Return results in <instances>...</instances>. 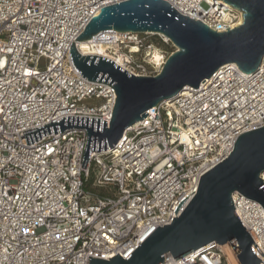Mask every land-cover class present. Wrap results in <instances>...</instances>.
Instances as JSON below:
<instances>
[{
  "label": "built area",
  "instance_id": "built-area-1",
  "mask_svg": "<svg viewBox=\"0 0 264 264\" xmlns=\"http://www.w3.org/2000/svg\"><path fill=\"white\" fill-rule=\"evenodd\" d=\"M124 1L0 0V264H87L88 257L109 261L117 254L125 260L180 215L200 176L230 154L238 136L264 126L262 58L253 73L223 65L197 89L184 87L148 109L113 148L91 152L85 169L83 128L26 145L24 131L64 117L100 119L109 127L115 92L78 74L70 47L99 10ZM162 1L216 33L243 20L242 11L222 0ZM86 42L120 51V68L134 77L157 76L174 52L165 54L159 44L172 43L152 33L110 30ZM153 48L163 57L160 65L147 56ZM240 198L232 195L234 213L264 263V209L244 199L249 220L242 219ZM163 264L241 263L230 243H209L175 261L167 254Z\"/></svg>",
  "mask_w": 264,
  "mask_h": 264
},
{
  "label": "water",
  "instance_id": "water-1",
  "mask_svg": "<svg viewBox=\"0 0 264 264\" xmlns=\"http://www.w3.org/2000/svg\"><path fill=\"white\" fill-rule=\"evenodd\" d=\"M243 12L240 26L223 33L211 31L200 21L178 14L162 0H127L105 6L74 40H91L101 32L162 34L176 50L155 77H134L113 62L82 56L70 47L73 68L88 81L110 86L116 95L109 127L94 118L64 117L23 132L26 145L48 134L70 128L86 130L81 168L91 152L113 148L123 132L146 117V111L172 99L184 87L197 89L221 66L235 63L253 73L264 58V0H222ZM264 126L238 136L230 154L200 176L197 191L171 224L157 227L125 260L118 254L109 261L88 257L87 264H163L165 255L175 260L215 243H230L241 264H260L254 244L234 213L232 195L259 203L264 209ZM186 198L181 201L175 214ZM264 264V263H263Z\"/></svg>",
  "mask_w": 264,
  "mask_h": 264
},
{
  "label": "bare ground",
  "instance_id": "bare-ground-1",
  "mask_svg": "<svg viewBox=\"0 0 264 264\" xmlns=\"http://www.w3.org/2000/svg\"><path fill=\"white\" fill-rule=\"evenodd\" d=\"M243 20L240 19L239 22L237 23V26H240L242 24ZM154 35V33H152ZM162 35V34H160ZM163 36V35H162ZM165 38L166 41H170L167 37L163 36ZM79 49L81 54L83 55H95L98 57H104V58H109V60H111L115 65L121 67L124 66L123 62H124V58L125 56L120 52L115 50L113 52V54H110L107 52V50L105 49V47L103 45H99L96 46L94 48H91L90 44L88 42H80L79 43ZM148 57H150V59L155 62L156 65H160L162 62L161 60L163 59V57L161 56L160 52L153 48L147 55ZM260 178L262 180V183L264 184V172H262L260 174ZM245 198H240V209L237 211L239 216L242 219H247L249 220V216L247 213V205L246 202L244 201Z\"/></svg>",
  "mask_w": 264,
  "mask_h": 264
},
{
  "label": "rangeland",
  "instance_id": "rangeland-1",
  "mask_svg": "<svg viewBox=\"0 0 264 264\" xmlns=\"http://www.w3.org/2000/svg\"><path fill=\"white\" fill-rule=\"evenodd\" d=\"M146 40H152V42H157L159 41V39L156 36H145L144 37ZM160 49L167 55H169L170 53H172L173 51H175V48L173 47L172 44H159Z\"/></svg>",
  "mask_w": 264,
  "mask_h": 264
}]
</instances>
